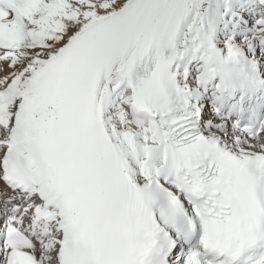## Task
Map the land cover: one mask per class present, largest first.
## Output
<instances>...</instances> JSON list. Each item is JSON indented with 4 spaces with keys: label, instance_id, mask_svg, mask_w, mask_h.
I'll return each mask as SVG.
<instances>
[{
    "label": "snow or ice",
    "instance_id": "1",
    "mask_svg": "<svg viewBox=\"0 0 264 264\" xmlns=\"http://www.w3.org/2000/svg\"><path fill=\"white\" fill-rule=\"evenodd\" d=\"M0 264H264V0H0Z\"/></svg>",
    "mask_w": 264,
    "mask_h": 264
}]
</instances>
